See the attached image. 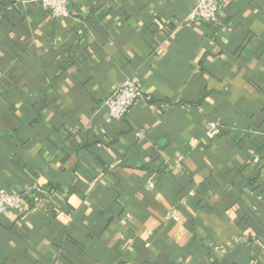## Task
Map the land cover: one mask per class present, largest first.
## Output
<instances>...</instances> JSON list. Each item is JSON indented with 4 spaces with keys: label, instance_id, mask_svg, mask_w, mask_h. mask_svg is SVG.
<instances>
[{
    "label": "crops",
    "instance_id": "1",
    "mask_svg": "<svg viewBox=\"0 0 264 264\" xmlns=\"http://www.w3.org/2000/svg\"><path fill=\"white\" fill-rule=\"evenodd\" d=\"M221 1L0 0V188L46 192L0 214V264H264V0Z\"/></svg>",
    "mask_w": 264,
    "mask_h": 264
},
{
    "label": "built area",
    "instance_id": "2",
    "mask_svg": "<svg viewBox=\"0 0 264 264\" xmlns=\"http://www.w3.org/2000/svg\"><path fill=\"white\" fill-rule=\"evenodd\" d=\"M71 0H32L51 17L55 19H66L69 16V3ZM222 10L221 0H197L195 6L189 11L186 24L187 25H215L218 23L219 16ZM143 98L142 85L138 80L126 79L119 87H117L104 101L106 109L105 123H114L125 118L128 111L136 102ZM209 130L214 129V124H208ZM137 138L141 137L137 133ZM256 162V161H255ZM180 168V165H177ZM152 187V185H149ZM32 191L37 194L46 195V192L37 187L32 188ZM192 193H188L190 197ZM23 194L10 192L5 188H0V214L10 210L18 212L23 211ZM182 200V205H185L188 199ZM166 221H179L178 214L175 210L165 214ZM242 242L241 237H236L224 246L214 247L215 251L222 250L227 247L239 245Z\"/></svg>",
    "mask_w": 264,
    "mask_h": 264
},
{
    "label": "trees",
    "instance_id": "3",
    "mask_svg": "<svg viewBox=\"0 0 264 264\" xmlns=\"http://www.w3.org/2000/svg\"><path fill=\"white\" fill-rule=\"evenodd\" d=\"M41 9V8H40ZM41 11H43L42 9H41ZM44 12V11H43ZM46 13V12H45ZM52 190V192H54V193H58V194H60V193H63V191H59L58 189H55V188H52L51 189ZM45 196L44 195H41V194H37V193H31L29 196H26V197H23V199L24 200H26V202H28V203H37L40 199H42V198H44ZM47 208H48V212H50V214L52 215V216H54V211H53V206L50 204V203H48L47 204Z\"/></svg>",
    "mask_w": 264,
    "mask_h": 264
}]
</instances>
